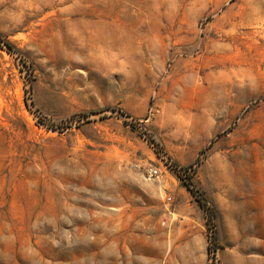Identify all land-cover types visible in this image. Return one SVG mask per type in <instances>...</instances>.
<instances>
[{"label":"rangeland","instance_id":"374dc122","mask_svg":"<svg viewBox=\"0 0 264 264\" xmlns=\"http://www.w3.org/2000/svg\"><path fill=\"white\" fill-rule=\"evenodd\" d=\"M0 264H264V0H0Z\"/></svg>","mask_w":264,"mask_h":264},{"label":"built area","instance_id":"2783aa9c","mask_svg":"<svg viewBox=\"0 0 264 264\" xmlns=\"http://www.w3.org/2000/svg\"><path fill=\"white\" fill-rule=\"evenodd\" d=\"M157 174V170L156 169H149L148 170V175H149V177H151V176H155ZM169 199V198H168Z\"/></svg>","mask_w":264,"mask_h":264}]
</instances>
